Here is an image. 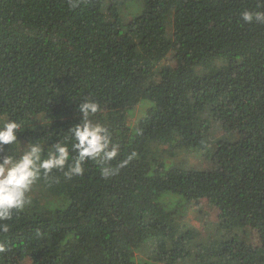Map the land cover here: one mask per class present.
I'll use <instances>...</instances> for the list:
<instances>
[{"label":"trees","instance_id":"obj_1","mask_svg":"<svg viewBox=\"0 0 264 264\" xmlns=\"http://www.w3.org/2000/svg\"><path fill=\"white\" fill-rule=\"evenodd\" d=\"M245 10L264 0H0V118L22 122L19 150L60 140L89 99L120 145L111 166L136 153L107 178L88 161L39 180L0 264H140L142 245L163 264H264V24ZM177 151L207 165L165 169ZM202 200L223 232L197 244L179 206Z\"/></svg>","mask_w":264,"mask_h":264},{"label":"clouds","instance_id":"obj_2","mask_svg":"<svg viewBox=\"0 0 264 264\" xmlns=\"http://www.w3.org/2000/svg\"><path fill=\"white\" fill-rule=\"evenodd\" d=\"M71 6L76 7V3ZM241 20L264 24V11L245 10ZM99 111L97 101L82 100L78 104L79 121L71 124L64 137L50 145L43 138L29 139L22 151L18 148L22 122L0 118V151L11 149L0 155V254L9 250L6 238L9 226L5 222L30 203L29 193L39 180L50 179L54 170L63 171L69 178L83 175L88 161L97 162L101 175L107 178L135 157L136 153L132 152L117 167L111 166L110 162L119 155L120 145L114 142L104 124L94 119Z\"/></svg>","mask_w":264,"mask_h":264},{"label":"rangeland","instance_id":"obj_3","mask_svg":"<svg viewBox=\"0 0 264 264\" xmlns=\"http://www.w3.org/2000/svg\"><path fill=\"white\" fill-rule=\"evenodd\" d=\"M171 59L166 61L164 65H171ZM147 103L149 106H147ZM154 107V103L144 99L139 106L131 111L133 114L131 118L132 128L135 131V125L137 121L146 116L151 108ZM217 126L214 131V136H220ZM160 158L163 159L165 163V169H169L172 166L178 165L184 168H203L207 165V160L202 153L194 151H177L174 155L167 153H161ZM165 171V170H164ZM173 195V194H165ZM181 219L184 220L194 229L198 231L197 244L206 243L207 241L221 235L223 229L219 224V214L218 210L207 203L206 200L200 201V203H193L191 205L186 204L179 206ZM185 216V218H184ZM184 218V219H183ZM249 237L252 239L254 244H260V238L257 232L252 230L249 231ZM211 242V241H210ZM143 246V245H142ZM142 246L139 248L136 254V261L140 264H163L155 261L148 255V251L144 255H141ZM195 249V248H194ZM140 254V256H139ZM196 256V252L194 253ZM194 261H196L194 259ZM207 264H213L212 260H207ZM24 264H30V260H25ZM183 264V263H177ZM184 264H201V263H184ZM206 264V263H205Z\"/></svg>","mask_w":264,"mask_h":264}]
</instances>
